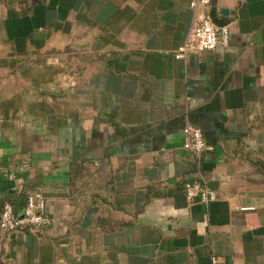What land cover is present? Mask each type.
Here are the masks:
<instances>
[{
  "label": "crops",
  "instance_id": "0c3cea01",
  "mask_svg": "<svg viewBox=\"0 0 264 264\" xmlns=\"http://www.w3.org/2000/svg\"><path fill=\"white\" fill-rule=\"evenodd\" d=\"M189 2L0 0V208L51 218L0 231V264H264V0H214L227 43L177 58Z\"/></svg>",
  "mask_w": 264,
  "mask_h": 264
},
{
  "label": "built area",
  "instance_id": "2783aa9c",
  "mask_svg": "<svg viewBox=\"0 0 264 264\" xmlns=\"http://www.w3.org/2000/svg\"><path fill=\"white\" fill-rule=\"evenodd\" d=\"M212 0H190L193 8L204 6L209 8ZM229 30L227 26H219L213 23L206 14L198 19L189 30L186 40L178 48L175 57L179 58L193 51L213 50L218 43H227ZM185 140L183 148L189 151L195 158L198 171L182 183V191L188 201L197 200L202 204H208L217 199V192L208 187L205 179L199 173V165L202 153L208 149L203 132L200 128L187 124L183 128ZM7 177L12 178L11 170L6 172ZM51 218L46 210V200L40 191L27 192L24 196V205L17 210L10 200L3 201L0 208V231L11 232L23 230L32 234H38L48 228ZM212 263L216 258L212 257Z\"/></svg>",
  "mask_w": 264,
  "mask_h": 264
},
{
  "label": "water",
  "instance_id": "95a60500",
  "mask_svg": "<svg viewBox=\"0 0 264 264\" xmlns=\"http://www.w3.org/2000/svg\"><path fill=\"white\" fill-rule=\"evenodd\" d=\"M229 13L228 9L225 7H221L217 9V6L212 0L210 9H209V16L210 19L213 23L219 25V26H224L228 23V20H226L225 16H227ZM55 90V89H54Z\"/></svg>",
  "mask_w": 264,
  "mask_h": 264
}]
</instances>
